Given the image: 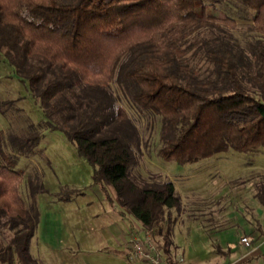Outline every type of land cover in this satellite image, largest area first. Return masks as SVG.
Returning a JSON list of instances; mask_svg holds the SVG:
<instances>
[{
    "label": "trees",
    "instance_id": "16d2710c",
    "mask_svg": "<svg viewBox=\"0 0 264 264\" xmlns=\"http://www.w3.org/2000/svg\"><path fill=\"white\" fill-rule=\"evenodd\" d=\"M226 1L0 0V54L42 101L50 131L62 132L88 161L94 184L111 186L116 210L127 209L147 231L182 198L171 180L132 174L139 136L113 85L162 118L164 161L264 149V0H230L238 18H222L216 12ZM243 20L259 35L240 38ZM41 141L37 131L0 130V264H46L30 248L41 178H29L28 204L18 167ZM256 196L264 206V181ZM173 245L170 228L159 249L179 264Z\"/></svg>",
    "mask_w": 264,
    "mask_h": 264
},
{
    "label": "rangeland",
    "instance_id": "374dc122",
    "mask_svg": "<svg viewBox=\"0 0 264 264\" xmlns=\"http://www.w3.org/2000/svg\"><path fill=\"white\" fill-rule=\"evenodd\" d=\"M219 9L216 14L222 18L240 13L230 0ZM254 31L249 21H239L240 38H249ZM113 89L139 136L132 174L148 183L171 180L182 198L181 207L168 210L160 227L151 233L127 209L118 212L107 197V188L94 184L88 161L62 132L50 131L42 101L0 54V130L7 136L42 134L34 155L21 158L18 165L25 172L21 192L28 204L29 178L39 173L43 185L37 196L40 220L31 241L32 255L46 264H129L132 258L126 253L132 241L150 239L166 257L159 245L171 228L172 240L187 249L186 264L222 261L215 256L216 244L218 248L227 243L234 246L244 233L235 224L247 221L255 228L264 224V206L256 196L264 181V149L257 153L232 150L194 164L164 161L159 155L162 118L138 108L118 86ZM108 189L115 197L114 189ZM176 248V258L181 260L183 251Z\"/></svg>",
    "mask_w": 264,
    "mask_h": 264
},
{
    "label": "crops",
    "instance_id": "0c3cea01",
    "mask_svg": "<svg viewBox=\"0 0 264 264\" xmlns=\"http://www.w3.org/2000/svg\"><path fill=\"white\" fill-rule=\"evenodd\" d=\"M235 226L242 228L244 233L242 234V236L239 238V240L236 242V245L234 246H231V244L227 243L224 244V247L218 248L219 244L218 243L216 244L217 248L215 249L217 250L216 252L218 253L215 256L224 258L222 261H219L217 264H264V224H262L261 227L259 226L255 228V226H253L252 224L246 221L243 224L237 223L235 224ZM219 232L224 233L225 236L224 229L219 228ZM145 236L146 234L143 237ZM244 236H247L249 238L250 241L249 245H246L244 242H242V238ZM173 243H174L173 247L176 255H178L177 254L178 249L176 248L177 246L179 247V250L183 251L184 254L183 257H181L179 264H186L185 261V257L187 254L186 247L183 248L181 244L177 243V240H173ZM126 255L127 257H130V249L128 250ZM129 260H130L128 261L129 264H145L143 261L133 260V259L132 260L129 259Z\"/></svg>",
    "mask_w": 264,
    "mask_h": 264
},
{
    "label": "built area",
    "instance_id": "2783aa9c",
    "mask_svg": "<svg viewBox=\"0 0 264 264\" xmlns=\"http://www.w3.org/2000/svg\"><path fill=\"white\" fill-rule=\"evenodd\" d=\"M242 242L250 244L249 238L244 236ZM130 257L133 260L143 261L145 264H167L166 257L163 256L154 242L150 239H136L131 243Z\"/></svg>",
    "mask_w": 264,
    "mask_h": 264
}]
</instances>
